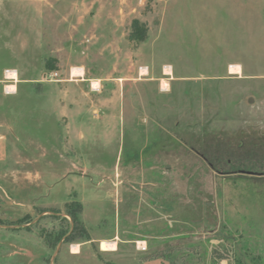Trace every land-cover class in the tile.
<instances>
[{
  "label": "rangeland",
  "instance_id": "374dc122",
  "mask_svg": "<svg viewBox=\"0 0 264 264\" xmlns=\"http://www.w3.org/2000/svg\"><path fill=\"white\" fill-rule=\"evenodd\" d=\"M15 11L20 78L59 83L21 82L4 130L0 264H264V0Z\"/></svg>",
  "mask_w": 264,
  "mask_h": 264
},
{
  "label": "crops",
  "instance_id": "0c3cea01",
  "mask_svg": "<svg viewBox=\"0 0 264 264\" xmlns=\"http://www.w3.org/2000/svg\"><path fill=\"white\" fill-rule=\"evenodd\" d=\"M75 69V68H73ZM73 69L71 75H73ZM82 69V68H79ZM83 70L82 77H77L80 83H85V70ZM21 70L16 66V11L15 0H0V143L6 137L4 130L8 129L16 122V95L18 93L19 84L24 82V86H29L31 93L32 85L35 87L42 85L47 81L45 79L46 73H41L34 69L29 71V77L25 79L20 78ZM41 77V78H40ZM73 78V77H72ZM97 85L101 86L100 80H95ZM27 84V85H26ZM15 86V87H14ZM15 89V90H14ZM24 100V107L27 108V113L31 116L33 110V103L30 97ZM132 239H125V243H131ZM144 243V242H142ZM150 264V263H149Z\"/></svg>",
  "mask_w": 264,
  "mask_h": 264
},
{
  "label": "bare ground",
  "instance_id": "6f19581e",
  "mask_svg": "<svg viewBox=\"0 0 264 264\" xmlns=\"http://www.w3.org/2000/svg\"><path fill=\"white\" fill-rule=\"evenodd\" d=\"M230 71H231V73L236 74V75H240L242 72V70L239 66H232L230 68ZM72 73H73V75H72L73 78L82 77L80 75H83V70L79 69V68H75V69H73ZM94 85H97V82H94ZM163 85L166 87V85L164 83H163ZM116 248H117L116 242H102V250H104V251H115ZM74 251H78V247H75Z\"/></svg>",
  "mask_w": 264,
  "mask_h": 264
},
{
  "label": "trees",
  "instance_id": "16d2710c",
  "mask_svg": "<svg viewBox=\"0 0 264 264\" xmlns=\"http://www.w3.org/2000/svg\"><path fill=\"white\" fill-rule=\"evenodd\" d=\"M145 37H146V31H142V32H140L139 35H137V39H139L140 41H144V40H145ZM76 206H78L77 209L80 208V205L76 204L75 207H76ZM68 208H69V207H68ZM79 211H80V210H78L77 212L75 211V213H74L71 209H69V210L67 211L68 215H70V216L72 217L75 226L78 225V224H80V221H79V219H78V215H77V214L79 213ZM73 231H74V232H73V234H74L75 231H76V228H75ZM71 234H72V233H71ZM65 236H66V234L64 233L63 236H62V238L65 237ZM67 238H68V237H67ZM67 238H66V239H67ZM66 239H65V240H66Z\"/></svg>",
  "mask_w": 264,
  "mask_h": 264
},
{
  "label": "built area",
  "instance_id": "2783aa9c",
  "mask_svg": "<svg viewBox=\"0 0 264 264\" xmlns=\"http://www.w3.org/2000/svg\"><path fill=\"white\" fill-rule=\"evenodd\" d=\"M58 76L59 74L57 72L55 73H51L50 75H48L47 77H45V79L47 81H54V80H57L58 79ZM137 248L141 251H145L146 250V247L144 246V243L142 242H138L137 243Z\"/></svg>",
  "mask_w": 264,
  "mask_h": 264
},
{
  "label": "water",
  "instance_id": "95a60500",
  "mask_svg": "<svg viewBox=\"0 0 264 264\" xmlns=\"http://www.w3.org/2000/svg\"><path fill=\"white\" fill-rule=\"evenodd\" d=\"M242 174H248V175H254V173L251 172H245V171H241Z\"/></svg>",
  "mask_w": 264,
  "mask_h": 264
}]
</instances>
